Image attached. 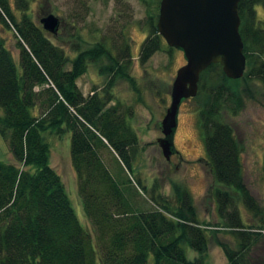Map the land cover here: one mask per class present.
<instances>
[{
	"label": "trees",
	"instance_id": "16d2710c",
	"mask_svg": "<svg viewBox=\"0 0 264 264\" xmlns=\"http://www.w3.org/2000/svg\"><path fill=\"white\" fill-rule=\"evenodd\" d=\"M32 1L13 0L12 7L11 0H0V135L13 158L0 159V264H205L210 230L199 225L186 191L178 192L174 211L155 195L149 198L155 206L137 201L140 191L147 192L141 180L132 177L143 146L139 148V135L129 123L132 105L116 97L114 89L117 81H124L140 93L123 29L120 42L102 35L89 44L72 33L70 56L32 17ZM142 1L147 7L146 36L137 58L144 66L156 51L172 56L176 48L158 32L160 0L156 6ZM257 6L264 8V0L238 2L244 74L229 78L219 63H212L200 73L197 94L188 98L196 102L220 226L236 238L235 248L217 242L228 264H248L254 240L264 235V206L244 182L243 145L232 124L224 121L243 107L242 82L254 76L264 86V27ZM7 29L14 31L19 59L7 45ZM90 65L104 82L84 95L77 80ZM67 133L77 191L92 233L79 221L50 162L48 135ZM103 151L115 155L123 175L108 170ZM262 160L264 181V155ZM239 205L259 221L258 227L244 223ZM186 247L197 255L187 257Z\"/></svg>",
	"mask_w": 264,
	"mask_h": 264
},
{
	"label": "rangeland",
	"instance_id": "374dc122",
	"mask_svg": "<svg viewBox=\"0 0 264 264\" xmlns=\"http://www.w3.org/2000/svg\"><path fill=\"white\" fill-rule=\"evenodd\" d=\"M35 0L30 4V13L39 23L43 15L53 13L60 19L57 34L49 33L50 38L64 46L70 56L72 33H79L83 39L93 43L102 35L121 40L118 35L123 29L131 45L133 65L131 73L137 80L139 95L135 94L124 81H117L114 87L116 97L132 105L133 114L130 124L137 130L140 139L138 156L133 162L134 179L139 178L147 188L140 191L138 202L146 207L155 206L149 200L151 195L164 199L170 209L178 206V192L186 191L195 209L199 225L207 228L208 247L204 256L205 264H228L223 248L218 241L224 242L231 248L236 246L235 236L228 229L221 227L222 221L217 213L213 189L216 186L213 173L207 163L204 136L199 128L196 102L185 99L181 102L178 113V123L173 137L175 152L166 159L162 155L157 138L163 136L161 120L170 102L171 84L176 70L186 61L179 49L172 51V56L164 50L156 51L150 60L141 66L137 55L140 44L146 36L143 20L147 7L142 0ZM158 0H150L154 6ZM12 7H15L11 0ZM257 17L264 27V8L256 7ZM40 24V23H39ZM115 35V36H114ZM7 45L18 58L16 38L13 30L7 29L4 34ZM104 77L98 74L96 68L90 65L83 76L77 80L78 87L84 95L91 94L93 86L101 87ZM241 85L242 109L235 115H226L224 121L232 124L237 139L243 145L241 161L243 164L244 182L259 205L264 206V181L262 177V162L264 155V86L254 76ZM51 144L50 162L58 171L64 182L67 194L81 224L92 233V225L86 218L77 191V179L70 161V133L62 137L48 135ZM102 158L105 166L113 175H123L115 155L103 151ZM0 159L13 161L8 143L0 135ZM135 183V182H134ZM136 189V188H135ZM179 190V191H178ZM160 195V196H158ZM142 207V205H141ZM239 214L246 225L258 227L259 221L252 217L243 205H239ZM232 216L229 213V216ZM228 221V220H227ZM246 227V228H248ZM216 230L217 233H211ZM251 248V258L248 264H264V235L254 240ZM187 257L197 254L186 247Z\"/></svg>",
	"mask_w": 264,
	"mask_h": 264
},
{
	"label": "water",
	"instance_id": "95a60500",
	"mask_svg": "<svg viewBox=\"0 0 264 264\" xmlns=\"http://www.w3.org/2000/svg\"><path fill=\"white\" fill-rule=\"evenodd\" d=\"M239 0H160L156 26L166 43L183 52L185 63L175 73L170 102L161 120L163 136L157 138L168 160L175 152L173 137L183 100L194 97L200 73L219 63L224 74L240 78L246 69V56L239 33ZM42 27L57 34L60 19L49 13L39 18Z\"/></svg>",
	"mask_w": 264,
	"mask_h": 264
}]
</instances>
